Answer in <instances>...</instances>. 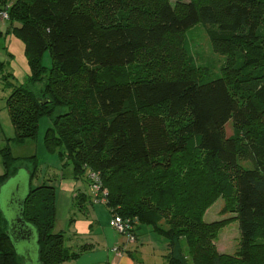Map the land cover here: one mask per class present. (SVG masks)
<instances>
[{"label":"trees","instance_id":"trees-1","mask_svg":"<svg viewBox=\"0 0 264 264\" xmlns=\"http://www.w3.org/2000/svg\"><path fill=\"white\" fill-rule=\"evenodd\" d=\"M148 1L156 6L147 22L101 23L86 0H15L9 6L0 0L28 66L25 85L6 100L15 131L7 141L25 143L35 137L39 120L50 118L46 151L63 158L58 148L66 149L73 179L89 185L88 171L97 173L111 214L136 218L166 239V264H264V251H255L264 249L255 242L257 225L264 224V164L240 166L242 127L262 119L264 148V22L256 8L264 0H188L183 11L169 0ZM197 30L213 43L244 49L234 76L174 75L168 66L145 76L123 73L170 35L186 34L189 55ZM45 52L50 66L42 62ZM54 72L61 77L53 78ZM9 76L0 79L11 87ZM38 82H44L45 100L32 92ZM229 121L234 127L226 136ZM8 143L0 148V185L20 167L32 180L36 156L14 157ZM203 181L210 189L205 195ZM227 189L240 233L235 255L219 254L211 244L217 224L202 222L207 203ZM80 197L84 193L76 204ZM55 206L53 186L30 187L23 217L37 230L40 264H59L85 249L70 251L63 233L52 232ZM6 228L0 213V264H21Z\"/></svg>","mask_w":264,"mask_h":264},{"label":"rangeland","instance_id":"rangeland-1","mask_svg":"<svg viewBox=\"0 0 264 264\" xmlns=\"http://www.w3.org/2000/svg\"><path fill=\"white\" fill-rule=\"evenodd\" d=\"M2 1V0H1ZM6 5H10L15 0H4ZM85 1V0H83ZM171 4L178 10L183 11L188 0H169ZM87 7L94 17L101 23H115L118 21L138 20L147 22L154 11L155 3L148 0H86ZM1 5V4H0ZM261 9L258 16L260 21L264 22V3L256 4V8ZM255 11V10H253ZM0 62L4 64L2 74L9 73L8 81L12 84L8 87L6 80L0 79V148L5 146L8 138L15 135L14 128L10 121L9 111L7 108V98L13 91V88L19 85H25L28 74V66L24 54L23 43L12 31V25L9 20L0 18ZM185 33L167 36L158 46H150L140 53L139 60L123 70V73L129 76H145L154 72H159L163 67L168 66L171 74H186L189 76L200 77L206 74V71L212 73H223L225 75L234 76L235 71L242 62L244 49L236 45H227L211 42L202 30H197L190 40L188 47L190 54L184 50ZM190 61H193L194 68L189 69ZM45 66L51 65V58L48 52L42 57ZM0 74V76L2 75ZM58 74V73H57ZM53 73V78L61 77ZM60 75V74H59ZM44 82H38L33 87L32 92L36 97L45 100ZM58 111V109L56 110ZM263 120L254 122L251 126L241 129V167H261L264 164V148L261 138L263 129ZM52 126L48 117L39 120L36 135L32 139H28L23 144H17L9 140L11 154L14 157L25 158L35 155L37 159V173L31 180L34 186L41 178H55L59 182H72V166L70 160L67 159V151L62 146H58V151H62L63 158L56 153L46 151L43 143V137L46 129ZM233 123L229 121L225 125V135L229 136L233 132ZM258 134V137H254ZM254 139V142L251 139ZM28 166V165H27ZM23 169V168H22ZM3 172V166L0 157V174ZM20 174V175H19ZM18 174L21 183L24 182V173ZM231 174V173H229ZM15 181L4 182L0 186V213L6 220L7 228L10 225V219L14 212L8 208V201L12 198L11 193L14 192ZM56 220L52 232H62L64 234V245L67 247L68 231H70L69 218L74 212L78 211V207L73 205V197H68L65 191L56 183ZM209 186L205 181L200 186V192L203 195L208 194ZM206 197V196H204ZM75 203V201H74ZM96 212L103 213L104 204L96 205ZM136 219V218H135ZM202 222L208 225L217 224L214 230V237L211 244L219 254L235 255L238 250L239 229L236 220L235 204L233 201V193L231 189L218 194L216 198L207 203L202 213ZM144 225L136 219V228ZM147 226V225H145ZM150 227V226H149ZM151 228V227H150ZM255 242L264 243V224L259 222L255 233ZM20 249L19 253H23L24 249L31 244L27 241H18ZM32 243V242H31ZM263 245H258L255 251L258 255L262 254ZM70 250V249H69ZM31 256L33 264L37 262L36 251L32 249ZM261 259V257H259ZM21 264H27L21 260ZM59 264H74L71 260L63 261Z\"/></svg>","mask_w":264,"mask_h":264},{"label":"crops","instance_id":"crops-1","mask_svg":"<svg viewBox=\"0 0 264 264\" xmlns=\"http://www.w3.org/2000/svg\"><path fill=\"white\" fill-rule=\"evenodd\" d=\"M33 181H30V187H33ZM42 182L54 187L55 205L58 183L68 197L71 194L73 205L78 207V211L69 218L67 247L72 252H78L81 246H85V249L70 259L74 264H166V239L154 233L149 226L140 225L136 229L135 242L125 244V238L117 234L109 224L111 213L108 208L104 205L102 214L99 209L96 212L94 207L102 203L92 202L86 179H73L72 182L64 183L55 178H41L34 186ZM83 193L85 198L80 197V203L76 204L77 194ZM63 239L65 242L64 236ZM114 247H118V250H113Z\"/></svg>","mask_w":264,"mask_h":264},{"label":"water","instance_id":"water-1","mask_svg":"<svg viewBox=\"0 0 264 264\" xmlns=\"http://www.w3.org/2000/svg\"><path fill=\"white\" fill-rule=\"evenodd\" d=\"M21 171L24 173L23 183L16 179ZM6 181H15L16 183L14 184L13 188L14 192L11 193L12 198H10L8 201V208L11 209L14 214L10 219L9 228H6V235L9 238L14 250L22 258L23 261L25 260L27 264H33V257L31 256L33 249L36 251L37 262L40 264L37 230L30 222L26 221L23 217L24 203L27 196L29 195L30 190V172L26 168L20 167L14 175L8 177L4 182ZM18 241H27L31 244V246H27L26 249L23 250L24 252L20 254L18 251L21 245L19 243H14Z\"/></svg>","mask_w":264,"mask_h":264},{"label":"built area","instance_id":"built-area-1","mask_svg":"<svg viewBox=\"0 0 264 264\" xmlns=\"http://www.w3.org/2000/svg\"><path fill=\"white\" fill-rule=\"evenodd\" d=\"M0 18L8 20V14L5 10L0 11ZM89 194L93 203L106 202V189L101 188V181L97 173L88 171ZM110 226L114 231L125 238V244L134 243L136 240V219L124 218L118 214H111ZM113 250L117 251L118 247H114Z\"/></svg>","mask_w":264,"mask_h":264}]
</instances>
